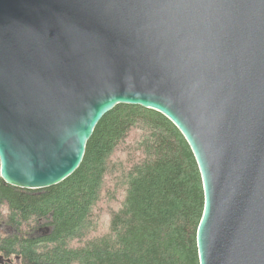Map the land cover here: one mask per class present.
<instances>
[{"label":"water","instance_id":"obj_1","mask_svg":"<svg viewBox=\"0 0 264 264\" xmlns=\"http://www.w3.org/2000/svg\"><path fill=\"white\" fill-rule=\"evenodd\" d=\"M120 105L190 146L200 264H264V0H0L5 184L67 180Z\"/></svg>","mask_w":264,"mask_h":264},{"label":"trees","instance_id":"obj_2","mask_svg":"<svg viewBox=\"0 0 264 264\" xmlns=\"http://www.w3.org/2000/svg\"><path fill=\"white\" fill-rule=\"evenodd\" d=\"M204 207L200 170L178 128L120 105L61 184L24 190L0 176V264H200Z\"/></svg>","mask_w":264,"mask_h":264},{"label":"rangeland","instance_id":"obj_3","mask_svg":"<svg viewBox=\"0 0 264 264\" xmlns=\"http://www.w3.org/2000/svg\"><path fill=\"white\" fill-rule=\"evenodd\" d=\"M0 230H3V229L0 227ZM14 263L17 264L16 261ZM19 264H20V262H19Z\"/></svg>","mask_w":264,"mask_h":264}]
</instances>
